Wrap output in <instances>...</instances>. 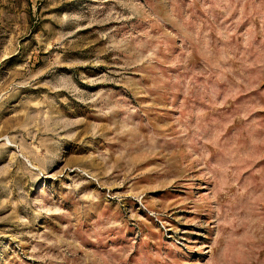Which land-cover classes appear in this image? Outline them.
<instances>
[{
  "label": "rangeland",
  "instance_id": "rangeland-1",
  "mask_svg": "<svg viewBox=\"0 0 264 264\" xmlns=\"http://www.w3.org/2000/svg\"><path fill=\"white\" fill-rule=\"evenodd\" d=\"M0 264H264V0H0Z\"/></svg>",
  "mask_w": 264,
  "mask_h": 264
}]
</instances>
